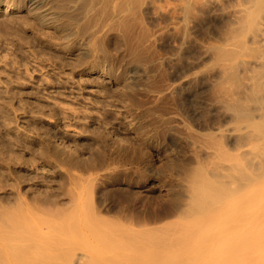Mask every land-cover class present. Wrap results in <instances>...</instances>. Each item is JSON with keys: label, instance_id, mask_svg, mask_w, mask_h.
<instances>
[{"label": "rangeland", "instance_id": "374dc122", "mask_svg": "<svg viewBox=\"0 0 264 264\" xmlns=\"http://www.w3.org/2000/svg\"><path fill=\"white\" fill-rule=\"evenodd\" d=\"M243 1L51 0L59 27L37 2L0 13V198L11 211L41 235L72 222L84 239L93 210L172 219L160 214L174 193L184 200L203 138L227 140L214 49ZM67 190L69 212L41 210L47 195L65 206Z\"/></svg>", "mask_w": 264, "mask_h": 264}, {"label": "bare ground", "instance_id": "6f19581e", "mask_svg": "<svg viewBox=\"0 0 264 264\" xmlns=\"http://www.w3.org/2000/svg\"><path fill=\"white\" fill-rule=\"evenodd\" d=\"M50 1L6 0L0 13L37 2L38 17L59 27ZM243 2L227 42L214 49L221 66L217 92L229 111L221 128L227 140L203 138L208 155L185 171L184 200L174 193L160 214L173 218L151 226L148 215L138 225L134 216L108 221L93 210L90 239L73 235L72 222L41 235L0 198V264H264V0ZM63 194L65 206L47 195L41 210L69 212L75 195Z\"/></svg>", "mask_w": 264, "mask_h": 264}]
</instances>
